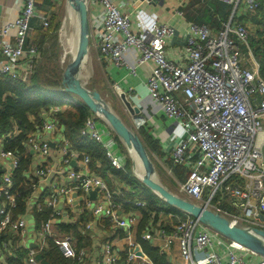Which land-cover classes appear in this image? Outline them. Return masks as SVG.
Here are the masks:
<instances>
[{
    "label": "built area",
    "instance_id": "1",
    "mask_svg": "<svg viewBox=\"0 0 264 264\" xmlns=\"http://www.w3.org/2000/svg\"><path fill=\"white\" fill-rule=\"evenodd\" d=\"M85 1L88 12L89 55L105 59L117 67H124L130 75H135L139 65L153 62L145 82L146 89L151 98L160 105L165 117L177 121L184 135L172 148L173 163L185 164L189 145H195L194 151L198 155L189 166L185 182L179 184L180 194L222 213L232 223L264 230V221L259 218L260 214L264 215L261 139L264 122V78L258 65L250 68L243 64L238 44L247 45L246 27L230 18L218 31L212 32L206 24L188 21L185 45L188 61L181 67L167 58L166 39L174 33L171 25L152 23V37L144 41L131 31L129 16L121 13L112 0ZM217 1L230 5L233 17L241 0ZM244 3L247 9L258 6L257 0H244ZM177 13L183 16V11L179 10ZM35 15V0H23L18 16L0 25V38L13 35L12 43L6 42L0 47L1 53L8 58L1 65L0 73L22 81H26L33 74L39 55L36 47L30 45L25 48V42L31 19ZM43 24L46 26L47 21L44 20ZM130 47L138 53L135 65H130L125 57L126 50ZM116 89L119 91L118 86ZM178 91L184 95L183 101L176 98L175 93ZM57 110L58 108L51 107L50 115ZM46 112L48 111L42 110L40 115L42 113L47 117ZM36 126L37 130L27 137V145L37 159L38 165L33 174L38 179L48 172L46 159L51 149L50 142L40 137V131L58 132V126L53 115L51 119L43 118ZM99 127L104 136L101 135ZM80 132L101 145L105 157L114 168H124L125 156L119 150L117 136L99 116L89 115ZM59 144L66 163L77 155L71 151V146L65 139ZM81 155L85 170L71 171L70 176L80 177L78 189L81 192L86 194L96 188L100 193L101 201L93 208V214L105 215L116 226H130L134 217H119V204L114 202L112 191L101 178L87 171L89 157L86 153ZM7 157L11 158L12 170L0 177V232L10 229L22 235L26 230L25 219H12L9 209L15 206L10 176L16 168L18 158L12 151L0 149V158ZM232 177L242 179V182L226 186L231 205L241 214L220 209L219 200L212 202L217 193L223 192L224 185ZM34 187L33 183L30 188ZM3 195L7 199L6 203L1 201ZM73 200V197L67 196L69 204ZM126 201L135 207L145 206V202L139 199ZM46 203L53 205L51 199H47ZM151 223L152 220L149 224ZM172 234L178 240L181 257L192 264H195L192 252L212 249L213 237L218 235L190 215H186L174 226ZM40 235H50L49 221L43 223ZM149 236L144 235L145 238ZM52 241L63 257L75 260L82 257L83 251L77 252L68 237L54 238ZM18 245L27 250L26 264H41L33 248L21 243V240ZM225 249V256L217 250L204 252L199 264H264V257L234 241L227 239ZM237 251L261 258L255 263H249ZM103 253L107 263L115 262L109 244L105 245ZM127 261L152 264L146 258H137L132 253L127 256Z\"/></svg>",
    "mask_w": 264,
    "mask_h": 264
},
{
    "label": "crops",
    "instance_id": "2",
    "mask_svg": "<svg viewBox=\"0 0 264 264\" xmlns=\"http://www.w3.org/2000/svg\"><path fill=\"white\" fill-rule=\"evenodd\" d=\"M112 1L121 13L127 14L129 16L131 31L137 34L144 41H148L152 37V23L161 22L171 25L174 28V33L166 39L165 49L167 58L174 65L181 67L186 65L188 61L187 53L185 51V45L188 37L187 22L188 19H191L189 17V12H192V9L188 8V3L190 0ZM22 2L23 0H0V25L6 23L7 21H11L18 16ZM60 5L68 6V3H66L65 0H35V17L40 19L39 23L42 24V27L48 26V21L50 20L49 16L52 15L53 12H56ZM196 7H198V5H196L195 8ZM99 8L100 7H97V9ZM71 9L72 8L68 7V12ZM179 10L183 11V16H180L177 13ZM250 11L251 9L246 8L244 0H241L233 17H231V8V12L227 19L220 20L221 27L223 23H226L230 18H232V21H239L246 27L248 31V38L253 36L256 41H264V24L261 23V17L257 16V18L253 20L251 18ZM44 20L47 21L46 26L43 24ZM221 27H209V29L212 32H216ZM31 29L34 31V29L30 27V32ZM59 32H66L67 34L71 33L66 27L61 29ZM248 38L247 45L241 43L238 44L243 59V64L250 68L254 65H258L260 70L259 61L255 53H253V48H251L249 45ZM52 41L53 39L49 40V42ZM6 42H13L12 34H9L4 38H0V47ZM137 56L138 53L133 47H130L126 50L125 57L130 65L136 64ZM92 58L96 67V71L100 76V82L97 84L96 88L101 94H103V92H106L107 87L116 89V86H118L119 93L120 91H123L131 104L139 108V113H135L133 115H131L128 111L126 113L131 119L133 118V122L136 126L141 125V128H144L145 131L148 132V134L152 137L156 149V151L153 153V156L157 158H152L153 162L157 163L160 168L164 169L165 174L166 170H168L167 167L171 168V171L168 170L169 175L164 176L162 174V177L164 178V181L165 178L168 179L172 185V189H175L177 192H179V184L185 182L188 176L189 166L195 162L198 153L194 151L195 145L190 144L185 154V164L176 165L173 163L171 158L172 148L177 144L179 139L183 138L184 135L182 130L177 125V121L165 117L162 110L160 109V105L151 98L146 89L145 82L149 75V70L153 66V62L139 65L136 68L135 75H130L128 74V70L124 67H117L108 61H105V59H98V57L96 58L94 55ZM85 59L87 60L88 56H86ZM6 60H8V58L1 53L0 48V67L6 62ZM82 71L85 72L84 80L90 79V72L85 71L84 66L82 67ZM61 99L63 101H70L74 105L79 104V101L76 99V97L67 93H64ZM55 107L58 108L59 111H62L66 108V106ZM50 108L45 110L48 111L46 112L48 114L47 117L42 113L41 115L39 114L41 121L43 118L51 119L53 115V118L58 126V132L53 133L49 131H40V137L50 142L51 149L46 159L48 172L42 178L37 179V177L34 176L33 173L38 164L35 154L33 155L32 151H29L31 154V162L25 175L29 176L28 179L30 180L35 177L33 180H36V183L34 188L29 189L30 194L25 200L26 206L24 213L18 216L25 219L26 230L22 235H19L10 229H5L0 232V235L3 232L6 235V238L4 240L2 239L0 242V264H7L5 262L7 258L16 257L18 250L15 252V249L19 248L18 241L20 240L21 243L23 242L24 244H27L29 248H33L37 255L39 250L48 247L47 238L52 240L54 238L64 237H68L70 239L77 252L81 250L83 251L81 258L76 260L68 259L73 264H136V261H127V256L130 253L134 254V256L137 258H146L147 261L151 263V260L143 252L141 245L138 242V226L141 218V214L138 209L125 210L121 205H119L117 209V213L122 219H127L129 216L134 217V222L130 226H116L105 215L96 216L93 214V208L101 201L100 193L96 188L91 189L86 194L81 192L78 189L80 177L70 176L71 171H78L80 169L85 170V165L82 162L81 155L85 151L83 152L75 149L65 138L62 132V127L58 125L54 116L56 111L50 115ZM91 115L93 116L94 113L91 112L90 116ZM29 119H34V115H29ZM100 126L103 127L101 124ZM99 129L101 135L104 136L102 129L100 127ZM36 130L37 126L34 131ZM17 134L18 130L13 127L8 132L7 137L15 136ZM62 139H65L69 144H71V151L77 153V155L73 156V158H71L68 163L64 161L63 155L59 148V142ZM87 139L89 138L87 137ZM261 139L264 162V122ZM3 141L4 137H0V149H3ZM51 144H53V146H51ZM117 144L120 147L119 141H117ZM124 156L126 157L127 155L124 154ZM97 163H99V161ZM131 165L132 163L130 164L132 173ZM97 168L98 173L93 168L89 169L87 164V171L89 173L95 176L97 175V177L101 178L102 180L110 179L112 181L113 190L110 189L112 193L119 194V197H122L123 191L126 190L132 193V190L128 185L119 182L118 180H113L111 178L113 176L109 170L101 171L100 165ZM177 169L178 171L176 172ZM10 170H12L11 158H0V177L8 173ZM94 190H96V192L94 196L91 197L90 192ZM68 195L74 199L72 204L67 202ZM205 195L206 193L204 196ZM47 199H51L53 205H48L46 203ZM227 204L228 207L235 209L231 205V199H229ZM41 206L49 207L52 212L46 221L37 224L33 216V212L35 210H41ZM159 212L158 220L155 223L152 221L151 225L149 224L151 221L150 220L146 225L145 230L140 231L139 235L141 233L142 238L148 239L153 247H157L160 249V251L164 252L169 264H192L185 261L181 257L178 247V240L172 234L174 226L188 214L184 213L182 217H178L176 220L177 217L172 215L170 212L166 213L163 209ZM47 221L50 222V235L41 236L40 230L43 223ZM63 223L75 226L77 235L75 236L73 230L71 233L61 232L58 229V225ZM145 234H149L150 236L145 238ZM226 243L227 238L221 236L220 234L215 235L213 237L212 249L193 251V261L195 264H199L204 252L210 250H217L223 256H225ZM106 244L111 246L113 255L115 257V262L113 263H107L105 261L103 249ZM237 253L249 263H255L261 258L260 256H253L246 252L237 251ZM22 261L23 264H26V258H24Z\"/></svg>",
    "mask_w": 264,
    "mask_h": 264
},
{
    "label": "trees",
    "instance_id": "3",
    "mask_svg": "<svg viewBox=\"0 0 264 264\" xmlns=\"http://www.w3.org/2000/svg\"><path fill=\"white\" fill-rule=\"evenodd\" d=\"M257 1L258 6L251 9L250 15L253 20L257 16H260L261 23L264 24V0ZM188 5V8L192 9V12H189L191 19H188V21L192 20V22L203 23L210 28L221 27L220 20L227 19L232 8L230 5L217 0H190ZM196 5L198 7L195 8ZM39 20L38 17L31 19L30 27L34 31L31 29L30 32L29 30L25 47L35 42L39 48L41 46L43 48L45 41L46 46L49 47L47 41L53 39L50 31L51 21H48L47 27H42ZM248 42L250 47L253 48V53L257 56L260 64V74L264 78V41H256L251 36L248 38ZM50 56L51 51L49 50L44 58H50ZM60 73L61 70L56 73L54 67L51 68L49 66L48 68L42 66V64L34 69L28 81H22L21 79L12 78L0 73V137H4L3 149L12 151L18 158L16 168L13 169L12 175L10 176L12 182L11 189L13 194H15V206L9 208L12 219H16L24 213L26 206L25 200L30 194L29 189L33 183H36V180H33L35 177L30 180L28 179L29 176L25 175L31 162V154L27 148V137L36 129V125L41 123L39 114L42 110H48L50 107L55 106H66L64 110H58L54 113L58 125L62 127L65 138L75 149L85 151L84 153L89 157V169L93 168L97 172V167L100 165L101 171L109 170L111 172L113 176L111 178L113 180H118L130 187L132 193L127 190L123 191L122 197H119V194L113 193L114 202L121 205L125 210L138 209L140 211L141 218L138 226V242L143 252L149 257L152 264H169L165 253L160 251L159 248L153 247L148 239L142 238L141 233L139 235V232L145 230L150 220L155 223L158 220L159 211H162V209L166 213H172V215L177 217L176 220L178 217H182L184 212L167 205L156 194L150 191V189L144 186L139 179L133 176L130 169L131 161L127 156L125 157L124 168L116 169L105 157L104 151L99 143L81 135L80 130L83 127L85 119L91 112L80 101L79 104L74 105L70 101H63L61 97H55L54 93H60L62 88L60 84ZM29 115H34V119L30 120ZM13 127L18 130V134L7 137L8 132ZM140 133L143 138L149 140L151 145L155 144L144 128L140 129ZM117 140L120 143L118 137ZM98 161L99 163H97ZM103 181L106 182L109 190L112 189L113 185L110 179H104ZM127 198L131 200H142L145 202V206L135 207L126 201ZM1 201L7 202L4 195L1 196ZM225 208L228 207L225 206ZM51 212L52 210L49 207L41 206V210H35L33 216L38 224L46 221ZM58 229L65 233H71L73 230L75 236L77 235L76 227L71 224H59ZM5 238L6 235L4 232L1 233L0 242ZM47 243L48 247L39 250L36 255V258L41 264H73L68 260L69 258L63 257L58 246L50 238H47ZM18 247L15 249V252L18 250L16 257L7 258L5 261L7 264H23L22 260L27 256L26 250L23 247Z\"/></svg>",
    "mask_w": 264,
    "mask_h": 264
},
{
    "label": "water",
    "instance_id": "4",
    "mask_svg": "<svg viewBox=\"0 0 264 264\" xmlns=\"http://www.w3.org/2000/svg\"><path fill=\"white\" fill-rule=\"evenodd\" d=\"M65 1L68 3V7L72 8L75 12L78 32L75 51L60 73L61 91L76 97L78 101L82 102L90 110V112L99 116L115 133L127 152L129 148L134 150L141 164L142 172L140 175L135 174L133 170L135 161L133 156L129 153L133 175L167 205L196 218L214 232L264 257V230L232 223L222 213L170 191L157 178L154 163L137 132H135L132 127L128 126L123 119L103 101L102 95L96 87H87L86 81L81 78L82 67L87 62L85 58L89 55L87 5L85 0ZM119 94L123 105L131 115L139 113V108L131 104L123 91H120ZM51 146H53V144H51ZM95 192L96 190L90 192L91 197L94 196ZM259 218L264 221V215L260 214Z\"/></svg>",
    "mask_w": 264,
    "mask_h": 264
},
{
    "label": "rangeland",
    "instance_id": "5",
    "mask_svg": "<svg viewBox=\"0 0 264 264\" xmlns=\"http://www.w3.org/2000/svg\"><path fill=\"white\" fill-rule=\"evenodd\" d=\"M50 21H51V36L53 37V41L49 42L47 41V43L49 44V47L46 46V41L43 44V48L41 50V48H39L35 42L31 43L32 46L36 47L38 55H39V60L38 62H36L35 68L41 66H46L49 68V66L51 68H55L56 73L59 72V70H62V63L64 58L66 57V55L69 54L70 52V48L73 46V42L74 39L76 41V33H75V28H76V15L75 12L73 11V9H71L68 12V6L66 5H60L57 9L56 12H53L52 15L49 16ZM68 28L70 30V34H67L66 32H59L61 29L63 28ZM59 35V36H58ZM32 41V40H30ZM243 49V48H242ZM51 51V56L44 58V56L46 55V53L48 51ZM84 70L85 71H89L90 72V79L85 80L86 81V85L87 87H96L97 84H99V74L96 71V67L94 65L93 62V58L88 55V59L87 62L84 64ZM82 73L85 72H81V78H82ZM32 76V75H31ZM30 77H28V80H30ZM119 91L117 89H113L111 87H107L106 88V92H103L102 98L103 101L115 112L117 113L122 119L123 121L130 127H132V129L137 132V134L140 136V138L143 140L144 145L148 151V154L151 158V160L153 161L152 158H155L153 156V153L156 151L155 146L151 145L148 139L143 138V136L140 133V129H141V125L136 126L135 123L133 122V118L131 119L127 112V109L124 108L125 106L123 105L121 98H120V94L118 93ZM55 97H62L64 95V92L60 91V93L55 92L54 93ZM175 96L177 99H179L180 101L184 100V95L178 91L175 93ZM125 109V110H124ZM150 136V135H149ZM152 138V137H151ZM121 148V152L126 154L127 157L130 159L131 158L129 156V153L132 155L131 151L128 149V152L126 150V148L122 145V143H119ZM157 159V158H155ZM154 163V162H153ZM155 166V172H156V176L157 178L171 191H173L174 193H177L179 195H181L179 192H177L175 189H172V185L170 184V181L168 179L162 177V174L164 176L169 175V171H171L170 167H167L168 170H166V174L164 169L160 168L158 166L157 163H154ZM242 182V179H238L236 177H232L225 185H224V189L223 192H219L216 194L215 198L213 199L212 202H215L217 200L220 201L219 204V208L220 209H226L229 212H234L237 214H241L239 210L237 209H232L230 207H228V201H229V196H228V188L226 187L227 185H229L230 183H234V182ZM206 196V195H205ZM228 207V208H225Z\"/></svg>",
    "mask_w": 264,
    "mask_h": 264
},
{
    "label": "bare ground",
    "instance_id": "6",
    "mask_svg": "<svg viewBox=\"0 0 264 264\" xmlns=\"http://www.w3.org/2000/svg\"><path fill=\"white\" fill-rule=\"evenodd\" d=\"M77 32H78V26H77L76 29H75L76 39H77ZM75 47H76V41H75V39H74L73 46L70 48V52H69V54L66 55V57H65L64 60H63V63H62V65H61L62 68L65 67L67 61H68L69 58L73 55V53H74V51H75ZM82 72H83V71H82ZM82 75H83V76H82V79L84 80V77H85L84 73H82ZM129 150L131 151V153H132L133 156H134L135 167H134L133 170H134L135 174L140 175L141 172H142L141 164H140V162H139V160H138V158H137V156H136L134 150L131 149V148H129Z\"/></svg>",
    "mask_w": 264,
    "mask_h": 264
}]
</instances>
